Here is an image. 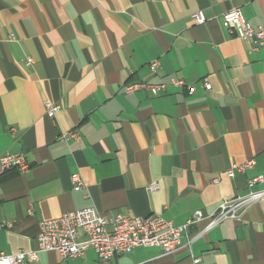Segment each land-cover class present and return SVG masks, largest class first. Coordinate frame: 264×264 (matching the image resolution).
<instances>
[{
    "label": "crops",
    "instance_id": "1",
    "mask_svg": "<svg viewBox=\"0 0 264 264\" xmlns=\"http://www.w3.org/2000/svg\"><path fill=\"white\" fill-rule=\"evenodd\" d=\"M233 8L264 24V0H0V154L22 153L30 167L0 175V254L99 264L92 250L71 259L39 250V222L93 207L181 225L195 210L208 217L220 201L245 195L253 175L263 176L254 189H264V47L222 26ZM195 11L202 24L190 19ZM129 82L168 86L125 94ZM46 101L60 105L53 118ZM69 131L79 139L59 138ZM251 158L253 168L227 176ZM189 248L139 247L108 264H264V199Z\"/></svg>",
    "mask_w": 264,
    "mask_h": 264
},
{
    "label": "built area",
    "instance_id": "2",
    "mask_svg": "<svg viewBox=\"0 0 264 264\" xmlns=\"http://www.w3.org/2000/svg\"><path fill=\"white\" fill-rule=\"evenodd\" d=\"M190 19L197 24H202L205 18L201 11L190 14ZM222 26L237 38L254 40V49L264 47V24L253 26L242 15L239 8H233L222 14ZM28 63L31 59L28 58ZM159 66L158 60L149 63L150 70L154 71ZM169 85L182 87L184 82L171 78ZM167 83L129 82L123 85V92H147L153 96L162 94L167 90ZM202 86L210 88L208 82L203 81ZM188 93L194 91L193 86H185ZM45 113L53 118L60 105L46 101ZM62 140L73 138L78 140L76 131H69L59 136ZM254 159H248L242 164L234 165L226 174L233 177L235 171L244 172L253 168ZM29 164L22 153L4 152L0 154V175L7 170L16 169L19 172H27ZM72 182L77 188L83 187V181L79 174L72 175ZM263 182V176L253 175L247 179L248 192L230 200L220 201L215 210L204 217L200 210H195L181 225H174L171 220L158 214L147 216H134L126 213L104 215L93 207H84L62 213L56 218L39 222V230L36 237L37 247L43 251H55L61 259H71L81 256L86 250H92L99 264H108L109 260L116 256L131 252L139 247H158L163 255H171L179 250L188 249L192 240L225 220H240L243 209L261 199H264V189H254ZM157 189V184L150 185L149 190ZM207 219L206 225L195 234H189L190 228L197 222ZM187 236L183 242L182 237ZM193 263L199 261L191 255ZM37 260L35 251L17 252L15 254H0V264H25Z\"/></svg>",
    "mask_w": 264,
    "mask_h": 264
}]
</instances>
